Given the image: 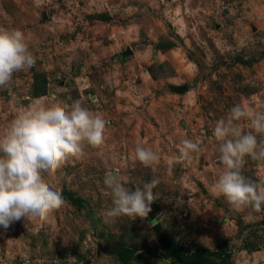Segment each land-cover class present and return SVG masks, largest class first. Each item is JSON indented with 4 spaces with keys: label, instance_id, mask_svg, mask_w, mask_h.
I'll list each match as a JSON object with an SVG mask.
<instances>
[{
    "label": "rangeland",
    "instance_id": "374dc122",
    "mask_svg": "<svg viewBox=\"0 0 264 264\" xmlns=\"http://www.w3.org/2000/svg\"><path fill=\"white\" fill-rule=\"evenodd\" d=\"M0 28L22 30L37 57L0 88V136L38 100H79L108 121L104 145L45 175L61 209L0 226V264H171L164 241L190 253L224 244L223 264H264V211L213 190L223 165L212 133L236 104L264 112V0H0ZM185 138L201 146L190 160ZM137 144L159 163L135 161ZM245 159L242 174L264 183V163ZM115 168L130 188L159 180L147 218L102 222Z\"/></svg>",
    "mask_w": 264,
    "mask_h": 264
},
{
    "label": "clouds",
    "instance_id": "9594fccd",
    "mask_svg": "<svg viewBox=\"0 0 264 264\" xmlns=\"http://www.w3.org/2000/svg\"><path fill=\"white\" fill-rule=\"evenodd\" d=\"M36 61L22 30L0 28V88L11 83L14 73L33 68ZM241 120H248L252 131L245 132ZM107 124L102 115L79 100L71 104L38 100L31 108L21 110L0 136V226L7 229L26 217L47 219L61 209L66 201L45 175L55 180L67 162L83 158L85 147L104 145ZM212 133L219 142L223 165L213 190L237 211H264V183L242 174L246 157L264 163V112L236 104L227 118L215 121ZM200 151L199 142L187 138L181 141V158L190 160L192 153ZM134 160L151 167L159 163V156L137 144ZM129 183L120 168L105 173L103 184L112 198V206L100 213L105 225L121 217L145 219L152 211L150 205L158 199L153 189L159 180L154 178L135 188L128 187Z\"/></svg>",
    "mask_w": 264,
    "mask_h": 264
},
{
    "label": "trees",
    "instance_id": "16d2710c",
    "mask_svg": "<svg viewBox=\"0 0 264 264\" xmlns=\"http://www.w3.org/2000/svg\"><path fill=\"white\" fill-rule=\"evenodd\" d=\"M158 49H163L161 44L157 45ZM162 255L166 258H170L171 264H201L203 261L211 260L210 258H216L217 263L223 264L228 261V254L225 251V245L222 244L216 252L201 251L196 253H190L186 251H178V248H174L169 241H164L162 245ZM143 257V254H137L136 256H129V258Z\"/></svg>",
    "mask_w": 264,
    "mask_h": 264
}]
</instances>
